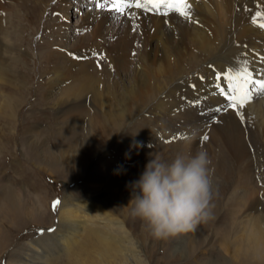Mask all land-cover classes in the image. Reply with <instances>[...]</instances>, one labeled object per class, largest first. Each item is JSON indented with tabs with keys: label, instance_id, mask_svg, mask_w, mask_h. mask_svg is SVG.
I'll return each instance as SVG.
<instances>
[{
	"label": "rangeland",
	"instance_id": "1",
	"mask_svg": "<svg viewBox=\"0 0 264 264\" xmlns=\"http://www.w3.org/2000/svg\"><path fill=\"white\" fill-rule=\"evenodd\" d=\"M57 1L4 0L0 8V39L8 34L10 57L18 59L7 62L9 79L0 83V87L4 85L0 89V264H264L262 258L245 257L244 238L237 252L234 250L244 223L258 218L264 226L263 123L253 120L258 124L252 123L255 132L245 135L237 130L238 126L245 128L244 123H236L237 115L222 112L210 118L220 103L215 100L209 105L208 99L201 97L195 100L197 93L193 87L196 80H209L206 75L210 61L220 52L227 55V45L235 46L251 36L257 38V27L249 21L245 33L239 35L230 29L234 27L230 19L221 17L216 21L218 25L210 23L214 45L208 46V51L192 48V53L180 61L182 69L170 66L166 71H153L146 78L145 88L131 100L117 104L116 98L109 96L107 103L104 88L122 91L121 78L125 84L133 73V62H137L136 57L142 52V40H136L124 65L114 64L111 56L96 44L89 47L88 41H82L89 32L79 23L81 16L77 14L86 12V5L92 0H87L89 4L70 0L69 13ZM195 8L200 14L199 3ZM89 10L92 15L93 6ZM119 19L123 22L122 33L130 38L125 23L135 21L127 16ZM64 20L65 30L61 27ZM167 20L163 19L165 33L169 32ZM196 21L200 22V17ZM225 28H228L225 37L217 33ZM66 34L73 42L81 40V45L78 44L81 51L94 53L93 59L84 63L86 73L81 81L75 75L77 67L70 62L62 72L54 69L59 60L55 53L63 54L61 46ZM173 35L177 37L178 30ZM157 48L160 50V44ZM178 60L170 59L177 63ZM90 77L97 81L92 87L97 95L85 91L79 94L81 90L77 88ZM68 79L73 87L67 85ZM211 96L206 93L205 97ZM114 107L124 110L123 117L112 116L106 130L99 132L97 124ZM71 111L78 119L68 117ZM66 119L78 120L74 140L68 147H65L68 134L59 135L66 131ZM221 127L239 134L243 153L230 152L228 141L220 133ZM204 134L208 136L206 141L201 139ZM199 149L208 151L215 169L213 218L198 224L194 231L167 239L153 238L142 221L130 215L131 183L139 178L149 153L170 161L177 153H195ZM244 184L247 189L258 190L260 205L250 213L236 207L239 197L235 194L243 193ZM64 198L75 205L76 201L83 202L81 206L91 212L86 226L75 227L73 231L60 226ZM57 200L60 203L53 210L52 203ZM103 212L124 224L130 241L125 238L124 243L117 244L116 237L120 234H107L103 228L106 222L98 224L97 215L104 217ZM108 235L111 239H107Z\"/></svg>",
	"mask_w": 264,
	"mask_h": 264
},
{
	"label": "bare ground",
	"instance_id": "2",
	"mask_svg": "<svg viewBox=\"0 0 264 264\" xmlns=\"http://www.w3.org/2000/svg\"><path fill=\"white\" fill-rule=\"evenodd\" d=\"M72 1L78 4L80 0ZM57 2H60L64 9L68 12V8L71 6L70 0H58ZM84 3L89 4L90 1L84 0ZM189 3L191 4V20H186L185 18L180 17L175 13H172L173 15L169 14L168 16H162L153 14L152 12L144 13L135 8L131 9L130 12H135L138 16V19H136L133 23H131L130 21L125 23L129 31L131 32L130 38L125 37L124 33H122L121 30H123L124 27H122L123 22L120 19L114 18V16L108 10L96 9L92 2L90 5H86V12L84 11L81 15L77 14L81 16L78 19L79 23H81L84 29L89 32L88 34L84 35L82 41H88L87 46L89 47L96 44V47H98L102 52H106L111 56L112 62L114 64L120 63L121 65H124L126 59H128V53L133 51L136 40H142V52H140V54L136 57L137 62H133V73L126 78L125 84L123 83L124 79L120 77L122 83L121 92H119L118 88H116L117 85L113 87V89L116 88L115 91L110 90L108 87L104 88L105 102L109 103L110 101L108 97L113 96L116 98L117 104H125L145 88L146 78L151 72L166 71L170 68V66H176V69H182V63H180V61L181 59L183 60L188 53H192L194 49L195 51L198 49L208 51L209 47H212V45H214L210 36L212 30V25L210 23L213 22L215 25H218L216 21H219L221 17L227 18L228 20L230 19L231 23L234 26L230 27V29L234 32L236 30V33L239 35H243L245 33V25L247 22L251 21L252 16L257 11H264V0H189ZM198 3L200 5V14L195 8L196 4ZM3 4L4 0H0V8L3 6ZM90 6H93L94 8L92 15L88 13L91 11L89 10ZM9 8H11L10 5ZM166 17L168 18L166 26L169 28V32L167 33L164 32L163 28V19H165ZM198 17H200V22L196 21V18ZM78 21H76V23ZM61 23V27H63V29L65 30L67 28L65 20ZM133 24L138 25V28L135 31H133ZM175 30H178L177 37L173 35V32ZM256 32L257 38L251 36L247 37V40L239 41L235 46L227 45L225 47L226 49H228L227 55H223L226 52H223V54H221L222 52H220V55H218V53L215 58L213 57L214 59L210 61L208 65V71L206 75L209 80L207 82H204L203 80H196L193 85L194 91L197 93L195 96V100H197L196 97H201V100L208 99L207 103H209V105L211 102L217 100L221 106L222 103H224L223 97L213 94L215 91L212 87L214 77L217 72L226 71L230 66L235 67L237 60H239L240 63L247 61V66L249 68V71L253 73V78H261L258 73L264 71V62L261 61V57H264V30H261L257 27ZM217 33L225 37L226 33H228V28L217 30ZM155 35H157L158 38L156 37L153 40ZM174 40H176V42H173ZM222 41L223 43H226L227 40L223 39ZM78 44L79 46L81 45V40L79 41V43L73 42L72 39H69L67 37V34L65 35L63 45L61 46L63 54H60L59 52L55 53V55L59 57V60L56 61V65L58 67L54 69L56 71L62 72L66 64L70 62L75 67H77L75 70V75L81 81L83 77L82 75L86 73V64L84 63L86 61H91L94 57V53H92V51H88L87 53H85L83 49L81 51V49L78 48ZM157 44H160V50L157 48ZM85 46L86 45H84V47ZM10 48L11 46L8 34H5V36H2V39H0V83L5 80L8 81L9 79L7 73V62L10 60L9 62L14 63V61L18 60L17 58L10 57ZM243 49H245L246 52H239ZM98 55L99 54H96V57ZM52 58L53 57L51 56L50 60L54 61L55 59ZM171 58L175 60L176 58H178V63L177 61L171 62ZM144 68H147V70L145 71ZM91 78L92 77H90V79L87 78L88 80L85 78L87 83L84 82L85 84L82 85L81 88H77V90H81L78 92L79 94L85 91L91 93L93 96L97 95L98 92L92 90L93 85L97 83V81ZM198 78L200 79V77ZM68 80L71 83L68 82L69 84L67 85L73 87L72 80ZM3 87L4 85H1L0 89H2ZM67 90L69 91V89H66V91ZM206 93H209L213 96L207 98L205 97ZM1 95L2 92L0 91V97ZM200 103H198V105H200ZM190 104L192 105V103ZM194 105L195 104H193L192 106ZM216 105H218V103ZM220 106H217L216 108ZM216 108L212 110L210 118H212L213 115L222 113H217L215 111ZM223 112H226V114H228L227 116H231L229 115V113L233 114V116L236 115L235 111H233L232 109H228L227 111ZM242 112L245 118L243 122L245 128L242 129L240 126H238L237 130L242 131L245 135L251 134L250 132L254 133L255 130L254 128H252V123H255V121L253 120H259L263 123V125L261 126H264V95H255L253 100L249 102L244 109H242ZM123 114L124 110H120L118 107H114L113 112L108 111L103 117V122L101 124H97L98 131L104 132L106 130L112 116L115 119H119L123 117ZM68 117H76L78 119V116L74 111H71V116ZM219 122L220 121H218V123ZM236 123L240 124L242 122L237 118ZM249 123L251 124V128L248 125ZM255 124L258 125L257 123ZM216 125L218 124L216 123ZM236 126L233 127L235 131ZM64 127L66 131L60 132L59 135L61 137L63 134H68L66 138L67 140L65 141V147H68L74 140L75 129H78V120L72 121L70 119H66L64 120ZM230 131L232 130L222 129V127L220 128V133H222L223 137H225L224 141H228L230 152L232 153L233 151L235 154L239 155L244 152V149L242 147V139L239 134H237V132H235L236 135H234L235 133L233 131L232 133H230ZM106 135L108 134H104V137H106ZM50 161H52V159ZM52 162L53 165L56 164V162ZM244 187L246 190L243 189V193H237L238 195L235 194L237 198L239 197L238 202L236 203V207L237 209L239 207L240 210L245 209L250 213V211L252 210H257L260 205V201L257 199L258 190H256L257 192H254L253 188L247 189L245 184ZM82 204L83 202L76 201L75 205L71 200H68V198H64L61 204L62 213H60L59 215L60 226L71 228L70 231L75 230V227L86 226V224L90 222L89 218H91V212L88 213V211L84 209L83 206H81ZM66 208L70 209L71 211L67 210ZM103 216L104 217H100V215H97V218L99 219L98 224L103 223V221L106 222V226H103V228L107 230V234H110L111 232H114V235L118 233L120 234L116 237L117 244L124 243L125 238H127L128 240L130 239L125 231L124 224L121 221L117 220L115 216L107 214L105 212H103ZM257 219L258 218H253L251 219V222H246L243 224L241 233L238 236V240H236L234 250L235 252H237L236 249H238V247H241L243 242L242 240L244 238L245 257L251 258V260H261L262 258V261H264V226H262L261 222H258ZM54 236H57L58 238V233L56 232ZM120 236L121 239L119 238ZM107 239H111V236L108 235ZM56 243L58 242L56 241ZM130 244L132 246L131 242ZM36 246L37 245H34L33 248H36Z\"/></svg>",
	"mask_w": 264,
	"mask_h": 264
},
{
	"label": "clouds",
	"instance_id": "3",
	"mask_svg": "<svg viewBox=\"0 0 264 264\" xmlns=\"http://www.w3.org/2000/svg\"><path fill=\"white\" fill-rule=\"evenodd\" d=\"M214 171L205 149L177 153L170 161L149 153L142 173L131 183L130 215L155 239L194 231L213 218Z\"/></svg>",
	"mask_w": 264,
	"mask_h": 264
},
{
	"label": "snow or ice",
	"instance_id": "4",
	"mask_svg": "<svg viewBox=\"0 0 264 264\" xmlns=\"http://www.w3.org/2000/svg\"><path fill=\"white\" fill-rule=\"evenodd\" d=\"M55 2V0H53ZM96 9L108 10L116 19L127 16L135 21L138 16L135 12H129L130 9H140L143 12H152L156 15L168 16L175 13L186 20L192 19L191 4L189 0H92ZM253 26L264 30V11H257L251 18ZM138 28V25L133 24V31ZM86 58V57H85ZM101 59L103 57L101 56ZM264 62V57H261ZM248 62L240 63L237 60L235 67L230 66L226 71L217 72L214 77L212 87L215 95L221 96L224 103L215 109L217 113L232 109L237 117L244 122L242 109L251 102L255 95H264V71L258 73L259 79L253 78V73L249 71ZM195 103H199L196 101ZM181 138V137H177ZM187 138V137H182ZM202 141L208 140L207 134L201 138ZM168 143L169 141H165ZM60 202L53 201V210L56 209ZM43 233V229L39 230ZM49 232L54 229H48Z\"/></svg>",
	"mask_w": 264,
	"mask_h": 264
}]
</instances>
